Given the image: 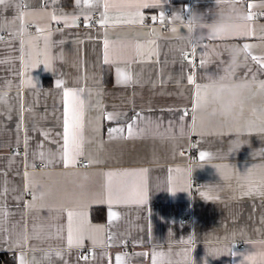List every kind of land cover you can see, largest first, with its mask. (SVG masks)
<instances>
[{
  "label": "crops",
  "instance_id": "0c3cea01",
  "mask_svg": "<svg viewBox=\"0 0 264 264\" xmlns=\"http://www.w3.org/2000/svg\"><path fill=\"white\" fill-rule=\"evenodd\" d=\"M225 13L239 25L212 26ZM230 75L250 93L210 120L203 86ZM261 129L264 0L0 5V252L16 264H237L264 245Z\"/></svg>",
  "mask_w": 264,
  "mask_h": 264
},
{
  "label": "clouds",
  "instance_id": "9594fccd",
  "mask_svg": "<svg viewBox=\"0 0 264 264\" xmlns=\"http://www.w3.org/2000/svg\"><path fill=\"white\" fill-rule=\"evenodd\" d=\"M202 15L194 12L188 20V24L193 27L199 26ZM240 18L230 13H225L212 26L219 27L225 24L238 26ZM191 28L189 32L191 33ZM238 53H231L229 72H235L238 62ZM250 93V85L235 80L232 76L224 79L214 78L209 82L205 98L201 104L202 113L210 120L233 121L241 111L243 101ZM257 242H246V247L241 249L237 264H264V245L257 247Z\"/></svg>",
  "mask_w": 264,
  "mask_h": 264
},
{
  "label": "built area",
  "instance_id": "2783aa9c",
  "mask_svg": "<svg viewBox=\"0 0 264 264\" xmlns=\"http://www.w3.org/2000/svg\"><path fill=\"white\" fill-rule=\"evenodd\" d=\"M98 15H99V13H94L93 14V21H95V19L98 17ZM146 21L147 22H151L152 21V17L151 16H147L146 17ZM28 27L29 28H32L33 27V23H30L29 25H28ZM192 28H193V25L191 26ZM191 28V29H192ZM193 31V30H192ZM193 41L194 42H199V41H205V39H202L201 37H199V36H194L193 37ZM187 53L184 51V52H182V56H185ZM200 64H198V63H196V65H195V67L196 68H200ZM195 145H196V140H192L191 141V144H190V146H189V148L188 149H184V151L185 152H187V153H189V154H192L193 152H194V147H195ZM18 151H20V149H18ZM79 162L82 164V165H88L89 164V161L87 160V159H83V158H79ZM192 184H193V186L196 188V189H200L201 188V186H202V184L198 181V179L197 178H193L192 180ZM181 222L182 223H192V221L190 220V219H188V218H182L181 219ZM124 250H128V243L124 246ZM83 255L86 257V258H91L92 257V255H91V253L89 252V251H85L84 253H83Z\"/></svg>",
  "mask_w": 264,
  "mask_h": 264
},
{
  "label": "snow or ice",
  "instance_id": "6c2138e0",
  "mask_svg": "<svg viewBox=\"0 0 264 264\" xmlns=\"http://www.w3.org/2000/svg\"><path fill=\"white\" fill-rule=\"evenodd\" d=\"M6 4V0H0V5H5ZM149 6H155V5H149V4H143V5H141V7H149ZM105 7H107V5H105ZM137 15H139V12H137ZM176 19H179V17H177ZM173 31H175V29H173ZM245 47H249V46H245ZM254 59H255V57H254ZM203 63H204V61L202 60L201 61V65H203ZM189 81L190 82H192V80H191V77H189ZM61 85H60V83L59 82H57V87H60ZM207 88H208V85H204L203 86V92H204V94L206 95V90H207ZM64 96L65 97H68V96H73V97H76V93L75 92H73V91H71V90H66V91H64ZM81 103V105H82V101L80 102ZM112 117L111 116H109V119H111ZM262 131H264V129H261ZM208 154L207 153H201L200 154V156H201V159H204L206 156H207ZM191 241H189V243H190ZM73 243H75L76 244V246H79L80 245V243H81V238L79 237V236H77L76 238H75V240H73L72 239V237L70 236L69 237V245L71 246ZM119 260H120V257H117V262H118V264H119ZM21 264H26V261H25V258H24V256L22 255L21 256Z\"/></svg>",
  "mask_w": 264,
  "mask_h": 264
},
{
  "label": "trees",
  "instance_id": "16d2710c",
  "mask_svg": "<svg viewBox=\"0 0 264 264\" xmlns=\"http://www.w3.org/2000/svg\"><path fill=\"white\" fill-rule=\"evenodd\" d=\"M93 218L94 219H104L105 218V212L103 211L102 214L98 215L96 213V209L93 210ZM0 264H16L15 257L11 255L9 252H0Z\"/></svg>",
  "mask_w": 264,
  "mask_h": 264
}]
</instances>
